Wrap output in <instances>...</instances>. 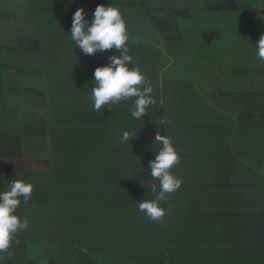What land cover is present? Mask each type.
<instances>
[{
    "label": "trees",
    "instance_id": "obj_1",
    "mask_svg": "<svg viewBox=\"0 0 264 264\" xmlns=\"http://www.w3.org/2000/svg\"><path fill=\"white\" fill-rule=\"evenodd\" d=\"M106 4L153 87L140 119L134 98L93 110V72L115 49L89 56L71 40L74 12ZM263 21L264 0H0V192L33 186L0 264H264ZM124 131L136 136L121 143ZM156 135L182 183L152 221L138 204L159 184Z\"/></svg>",
    "mask_w": 264,
    "mask_h": 264
},
{
    "label": "clouds",
    "instance_id": "obj_2",
    "mask_svg": "<svg viewBox=\"0 0 264 264\" xmlns=\"http://www.w3.org/2000/svg\"><path fill=\"white\" fill-rule=\"evenodd\" d=\"M70 35L74 46H78L85 55L115 49V53L108 57V63L96 67L93 72L94 86L89 97L93 110L99 112L104 108L110 111L111 105L134 98L129 109L131 116L140 119L146 115L147 109L156 103L151 95L153 87L139 65L133 64L127 43L129 34L126 21L120 8L109 4L97 5L91 20L86 19L83 8H78L72 17ZM255 45L257 57L264 60V34ZM163 123L164 121H160V124ZM135 136L136 133L124 131L120 142L129 143ZM155 142L161 147L155 158L149 161V173L159 184H150V190L155 196L151 200L140 202L138 209L146 218L159 221L165 215L162 203L169 194L180 188L182 181L171 171L180 162L171 138L156 135ZM32 190L31 183L13 180L7 190L0 192V254L8 251L18 231L28 228L29 221L17 216L16 210L22 202L28 203Z\"/></svg>",
    "mask_w": 264,
    "mask_h": 264
},
{
    "label": "rangeland",
    "instance_id": "obj_3",
    "mask_svg": "<svg viewBox=\"0 0 264 264\" xmlns=\"http://www.w3.org/2000/svg\"><path fill=\"white\" fill-rule=\"evenodd\" d=\"M230 3V5L229 6H232V1H230L229 2ZM222 14V13H221ZM179 17H181L183 14H177ZM214 17V16H213ZM217 19H219V21L220 22H223L224 21V19L222 18V17H217ZM184 21H189V20H184ZM211 22L212 23H214V24H216V18H215V20L214 21H212L211 20ZM219 22V23H220ZM190 23H192L193 24V22L192 21H189V24ZM263 23H264V21H263ZM2 26L5 28L4 30H5V32H6V34H8L7 36L8 37H10V35H15L16 34V36L18 35V36H20L19 35V32H20V30L22 29V28H19V26L17 25V24H11V23H6V22H4V23H2ZM24 28V27H23ZM25 29V28H24ZM31 29H33V28H30V32H33V30H31ZM25 30H27V32L26 33H28L29 32V30L28 29H25ZM239 86V85H238ZM238 86H236V87H238ZM249 84H247L246 82L244 83V87L245 88H249ZM235 86H232V89L234 88ZM231 88V87H230ZM236 89V88H235Z\"/></svg>",
    "mask_w": 264,
    "mask_h": 264
}]
</instances>
